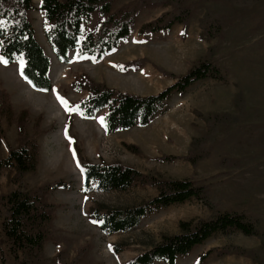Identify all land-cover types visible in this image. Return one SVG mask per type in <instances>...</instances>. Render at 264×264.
Returning a JSON list of instances; mask_svg holds the SVG:
<instances>
[{
  "label": "rangeland",
  "instance_id": "obj_1",
  "mask_svg": "<svg viewBox=\"0 0 264 264\" xmlns=\"http://www.w3.org/2000/svg\"><path fill=\"white\" fill-rule=\"evenodd\" d=\"M29 11L36 36L52 60L50 76L53 88L40 91L20 74L22 61L11 65L0 62V158L21 142L18 119L27 111L26 133L36 136L39 144L37 169L16 177L13 168L0 171V197L17 188L35 190L40 186L63 179L69 186L49 190L45 200L57 205L52 220L45 226L47 239L39 253V264H127L137 253L148 249L165 233L179 231V221L207 218L211 210L200 200L191 199L149 212L138 226L117 233L104 232L90 216L97 202L110 206L141 203L157 194L152 186L134 184L126 191L103 192L82 189V164L77 147L84 158L100 162L119 161L142 172L154 171L169 178H191L210 187L213 196L220 197L228 207L236 208L259 218L264 229V0L251 6L237 7L228 0H188L193 13L186 35L183 25L176 23L171 30L147 36L138 35L139 27L156 19L170 7L146 6L135 24L134 33L108 52L101 60L70 53L67 61L56 56L46 38V23L40 1L33 0ZM138 0H115L114 9L135 6ZM227 15L229 20L222 34L212 40L202 37L200 18L207 10ZM93 19L89 26L93 25ZM215 46L214 54L209 48ZM146 59L139 65H127ZM202 59L214 60L227 74L222 82L211 78L192 84L185 94L174 93L165 110L147 125L108 133L101 118L106 109L94 118L82 115L77 104L87 92L72 89V82L82 74L122 91L137 94L158 93L176 81L175 76L186 73ZM0 60H2L0 56ZM120 64H126L121 67ZM159 67L171 72L170 76ZM243 91L247 108L241 120L228 132H219L210 156L196 167L183 158L162 159L163 155L184 156L194 137L205 135V120L195 114L236 111L234 97ZM59 98L67 101V106ZM73 113V125L69 112ZM139 146L133 153L125 144ZM223 159L236 160L232 166ZM79 165V166H78ZM95 221V223L93 222ZM236 244L249 249H261L256 236L236 230L218 233L191 253L178 259V264H258L242 255L211 254L205 261L200 255L214 246ZM116 245L120 252H116ZM0 264L3 263L0 258ZM7 264H16L9 254Z\"/></svg>",
  "mask_w": 264,
  "mask_h": 264
},
{
  "label": "trees",
  "instance_id": "obj_2",
  "mask_svg": "<svg viewBox=\"0 0 264 264\" xmlns=\"http://www.w3.org/2000/svg\"><path fill=\"white\" fill-rule=\"evenodd\" d=\"M237 7H251L256 0H228ZM115 0H41L40 10L44 13L46 38L56 56L67 61L70 53L87 56L96 61L101 60L108 52L116 49L119 43L128 39L135 31V24L140 11L146 6L170 7L156 19L143 23L137 33L140 36L169 31L176 24L183 25V35L189 29L192 6L188 0H138L132 7L114 9ZM35 8L33 0H0V56L8 65L22 61L27 82L40 91H50L53 81L50 76L51 58L38 40L29 11ZM94 24L89 26L92 20ZM228 16L212 9L207 10L200 18L199 25L202 37L212 40L219 37ZM215 46L209 53L215 52ZM146 59H138L127 65L139 66ZM125 67L126 64H120ZM159 69L167 75L173 73ZM176 81L151 94H137L122 91L109 86L105 82L96 81L88 74L75 79L71 87L77 92L87 94L77 104L82 115L94 118L101 110L106 109L103 125L108 133L126 130L136 125H147L155 116L165 110L167 101L174 93L183 95L188 88L201 79L211 78L226 82L227 74L212 59H202L186 73L175 76ZM1 105L4 104L3 92L0 91ZM236 111L222 113L195 114L205 120L207 132L203 136L194 137L191 147L184 156L163 155L162 159L173 160L183 158L193 167L210 156L216 136L219 132H228L240 122L241 115L247 108V100L243 91L234 97ZM27 111L20 113L18 131L21 142L11 148L6 157L0 158V171L13 168L17 178L37 169L39 162V144L36 136L26 133ZM69 123L73 125V113L69 112ZM264 131V127H259ZM264 144V136L261 139ZM133 153H141L139 146L125 144ZM82 164V189L89 193L94 189L103 192L126 191L134 184L152 186L157 194L141 203L125 206H110L97 202L90 208V216L98 226L107 233L113 234L131 230L151 211L184 203L191 199L200 200L210 210L207 218H193L179 221V231L165 233L161 239L148 249L137 253L127 264H178V259L191 253L196 247L205 243L218 233L230 230L245 235L256 236L262 241L264 248V229L258 217L230 208L217 196H213L210 187L198 183L191 178H169L154 171L141 170L119 161L93 162L83 157L77 147ZM236 160L223 159L222 164L232 166ZM69 186L59 179L40 186L35 190L17 188L0 197V258L3 263L9 261V254L16 264H39V253L43 251L47 239L45 226L52 220L57 205L45 200V194L52 189ZM116 252L120 248L116 245ZM219 256L242 255L252 258L258 264H264V251L249 249L236 244L214 246L200 255L205 261L211 254ZM61 264H76L73 260Z\"/></svg>",
  "mask_w": 264,
  "mask_h": 264
},
{
  "label": "snow or ice",
  "instance_id": "obj_3",
  "mask_svg": "<svg viewBox=\"0 0 264 264\" xmlns=\"http://www.w3.org/2000/svg\"><path fill=\"white\" fill-rule=\"evenodd\" d=\"M0 62H3V63H7V61L6 60H0ZM20 74H21V76H24V78L25 79H27V77L25 76V74H24V69H23V66H21V69H20ZM29 83H31V81H28ZM60 99V102L63 104V105H65V106H67V101L66 100H64L63 98H59ZM104 121H103V118H101V123H103ZM79 166V165H78ZM94 223H95V221H93Z\"/></svg>",
  "mask_w": 264,
  "mask_h": 264
},
{
  "label": "crops",
  "instance_id": "obj_4",
  "mask_svg": "<svg viewBox=\"0 0 264 264\" xmlns=\"http://www.w3.org/2000/svg\"><path fill=\"white\" fill-rule=\"evenodd\" d=\"M51 66H52V60H51Z\"/></svg>",
  "mask_w": 264,
  "mask_h": 264
}]
</instances>
